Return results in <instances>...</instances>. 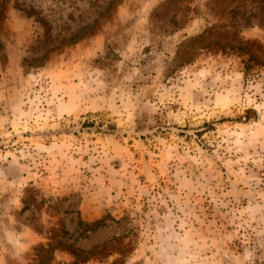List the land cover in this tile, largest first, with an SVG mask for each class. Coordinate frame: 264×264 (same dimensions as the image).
I'll use <instances>...</instances> for the list:
<instances>
[{"label":"rangeland","instance_id":"obj_1","mask_svg":"<svg viewBox=\"0 0 264 264\" xmlns=\"http://www.w3.org/2000/svg\"><path fill=\"white\" fill-rule=\"evenodd\" d=\"M234 4L0 0V264H264V8Z\"/></svg>","mask_w":264,"mask_h":264},{"label":"trees","instance_id":"obj_2","mask_svg":"<svg viewBox=\"0 0 264 264\" xmlns=\"http://www.w3.org/2000/svg\"><path fill=\"white\" fill-rule=\"evenodd\" d=\"M235 4L233 6V8L230 10L229 12V18L230 19H236L237 16L241 13V8L242 6L240 5L242 0H232ZM258 3L262 4V7L264 8V0H257ZM221 35H223L224 37H227L226 39L229 40L227 43V47L234 51V50H239V51H243L244 49L237 43L236 39L237 37H235V34L228 32V31H223L221 33ZM236 41V42H235ZM235 42V43H234ZM253 57H251L252 59ZM94 226H99L100 225V221H97L95 223H93Z\"/></svg>","mask_w":264,"mask_h":264}]
</instances>
